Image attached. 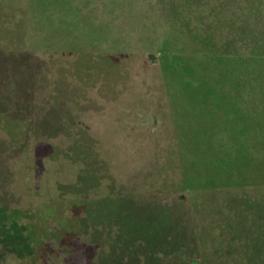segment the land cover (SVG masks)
Here are the masks:
<instances>
[{
  "label": "rangeland",
  "instance_id": "374dc122",
  "mask_svg": "<svg viewBox=\"0 0 264 264\" xmlns=\"http://www.w3.org/2000/svg\"><path fill=\"white\" fill-rule=\"evenodd\" d=\"M0 264H264V0H0Z\"/></svg>",
  "mask_w": 264,
  "mask_h": 264
}]
</instances>
